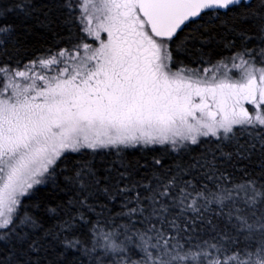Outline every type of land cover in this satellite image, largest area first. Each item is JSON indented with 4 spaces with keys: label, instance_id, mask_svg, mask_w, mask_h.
Instances as JSON below:
<instances>
[{
    "label": "snow or ice",
    "instance_id": "snow-or-ice-1",
    "mask_svg": "<svg viewBox=\"0 0 264 264\" xmlns=\"http://www.w3.org/2000/svg\"><path fill=\"white\" fill-rule=\"evenodd\" d=\"M0 264H264V0L0 4Z\"/></svg>",
    "mask_w": 264,
    "mask_h": 264
},
{
    "label": "trees",
    "instance_id": "trees-1",
    "mask_svg": "<svg viewBox=\"0 0 264 264\" xmlns=\"http://www.w3.org/2000/svg\"><path fill=\"white\" fill-rule=\"evenodd\" d=\"M7 3H9V0H0V4H7ZM10 19L12 20V22L19 24V21L15 20L14 17H10ZM20 31H21V35H22V29ZM43 35H46L44 30L43 29H38L37 32H36V35H34V36L30 35V36L27 37L25 43L28 44L30 50H31V47L33 45L35 47H40L41 46V44L43 43L41 37ZM37 41H40V42L38 43Z\"/></svg>",
    "mask_w": 264,
    "mask_h": 264
}]
</instances>
